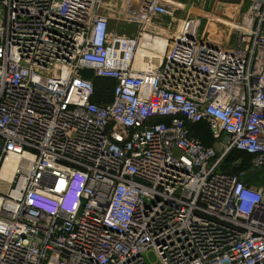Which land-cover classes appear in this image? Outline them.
<instances>
[{
	"label": "built area",
	"instance_id": "2783aa9c",
	"mask_svg": "<svg viewBox=\"0 0 264 264\" xmlns=\"http://www.w3.org/2000/svg\"><path fill=\"white\" fill-rule=\"evenodd\" d=\"M110 1L0 0V264H264V179L222 168L238 150L264 170V0L228 45L194 18L162 29L153 71L136 52L173 8Z\"/></svg>",
	"mask_w": 264,
	"mask_h": 264
},
{
	"label": "rangeland",
	"instance_id": "374dc122",
	"mask_svg": "<svg viewBox=\"0 0 264 264\" xmlns=\"http://www.w3.org/2000/svg\"><path fill=\"white\" fill-rule=\"evenodd\" d=\"M133 1L136 3L132 2L128 4L130 11L125 13H127L129 16L132 15L134 19L141 18L143 15L142 0ZM121 2L124 4L123 0H121ZM121 2L120 0L110 1L111 7L109 9L106 8V12L112 15H117L118 12L120 13L118 6H120ZM162 2L173 8L175 16L172 19L156 17L158 19L155 21H157L158 25L161 27L160 29H155V37L162 36L163 38H168L169 33L167 34L166 30L162 29L174 28L176 25H178L180 19L187 17L199 20L200 33L204 38H214L215 32L218 34L216 37L221 38L222 35L227 34L226 30H228V37L230 36L231 38L233 30L231 24L234 25V19L236 17H240L242 14L248 11L252 0H162ZM225 23L229 24V26H224ZM115 25L116 23L112 20L111 27H114ZM119 27L120 29L123 28V24H121ZM125 32L126 34H134V29L129 28ZM85 73L88 74V72ZM218 152L221 151L218 150ZM238 159H241V162L244 163L242 157H239ZM249 159L250 158H248V160ZM238 163L237 161L225 162L224 160L222 168L227 171L238 169ZM224 164L227 166V168ZM242 170L246 172L245 175H248V177L251 178L253 185L259 184L264 179V170L253 169L250 167L249 162L243 164L240 171ZM1 185L3 184H0V186ZM148 259H153V256H148Z\"/></svg>",
	"mask_w": 264,
	"mask_h": 264
},
{
	"label": "bare ground",
	"instance_id": "6f19581e",
	"mask_svg": "<svg viewBox=\"0 0 264 264\" xmlns=\"http://www.w3.org/2000/svg\"><path fill=\"white\" fill-rule=\"evenodd\" d=\"M160 28V27H158ZM165 38L158 36L155 38H142L138 50L136 52V67L144 70H154L162 60V52L165 48ZM16 157H10L4 164L1 172V178L10 181L13 178L14 167L17 163ZM7 186H0L2 191H5Z\"/></svg>",
	"mask_w": 264,
	"mask_h": 264
},
{
	"label": "trees",
	"instance_id": "16d2710c",
	"mask_svg": "<svg viewBox=\"0 0 264 264\" xmlns=\"http://www.w3.org/2000/svg\"><path fill=\"white\" fill-rule=\"evenodd\" d=\"M93 83H94V88H95V98L97 100H100V99L108 100L111 97V87H112L111 82L106 81V80L101 79V78L94 77ZM191 130H192V135L195 136L196 138L200 139V141L204 145H206V146L213 145V138L211 136L209 127L205 121L196 122L195 124L192 125ZM239 157L243 158L245 164H246V162H249V160H248L249 155L246 154L245 152L238 151V150L230 151L224 157L223 162H224V160H225V162H228V161L235 162ZM244 163H240L239 166H237L238 169H233V170H230L229 172L238 173L241 170ZM226 168H227V166H226ZM243 179L247 183L252 184V180L250 177H248V175L243 176Z\"/></svg>",
	"mask_w": 264,
	"mask_h": 264
},
{
	"label": "crops",
	"instance_id": "0c3cea01",
	"mask_svg": "<svg viewBox=\"0 0 264 264\" xmlns=\"http://www.w3.org/2000/svg\"><path fill=\"white\" fill-rule=\"evenodd\" d=\"M239 18V17H238ZM237 17L234 19L235 21L238 19ZM235 23V22H234ZM155 25V24H154ZM224 26H229V24H227V23H225V25ZM231 26H232V28H233V30H232V37L230 38V36L228 37V30H226L227 31V34L226 35H222V37L221 38H217L216 36L218 35V34H216L217 32H215V35H214V38L212 37H210L209 39L211 40V41H214V42H216L217 44H220V45H228L234 38H235V29H234V26L231 24ZM151 28L150 29H156V28H158V27H161V26H157V25H155V27H152V26H150ZM129 28H132V29H134V26L133 25H130V24H125V25H123V28H121V32H125L127 29H129ZM157 30V29H156ZM225 31V32H226ZM128 32H131V31H128ZM126 33V32H125Z\"/></svg>",
	"mask_w": 264,
	"mask_h": 264
}]
</instances>
